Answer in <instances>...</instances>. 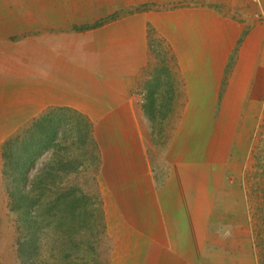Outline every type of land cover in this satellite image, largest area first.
<instances>
[{
	"label": "crops",
	"instance_id": "crops-1",
	"mask_svg": "<svg viewBox=\"0 0 264 264\" xmlns=\"http://www.w3.org/2000/svg\"><path fill=\"white\" fill-rule=\"evenodd\" d=\"M217 1L0 0V264L18 260L2 146L50 107L93 125L117 264H238L254 252L239 234L246 202L227 176L257 121L264 34H245L210 8ZM152 39L173 62L179 115L165 128L161 181L144 108L159 74Z\"/></svg>",
	"mask_w": 264,
	"mask_h": 264
},
{
	"label": "rangeland",
	"instance_id": "rangeland-1",
	"mask_svg": "<svg viewBox=\"0 0 264 264\" xmlns=\"http://www.w3.org/2000/svg\"><path fill=\"white\" fill-rule=\"evenodd\" d=\"M179 3H177L178 5ZM208 6V4H206ZM215 11L223 15L232 16L237 19L240 24L245 25V34L253 30L260 34H264V0H220L216 3L209 5ZM242 36L239 37L235 50L237 51L242 45L240 42ZM264 36H262L263 38ZM151 46L153 50L159 56L157 67L153 72V75L159 73L151 82H147L146 94L150 95V101H153L152 110L147 113V117L150 120L153 144L155 149H152L153 156L157 161V169L155 170V178L161 181L164 177L165 168L159 163V157L162 153V147L165 144L166 132L165 128L170 127L176 122V117L179 118L177 108L174 107L176 93L172 86H170L169 78H166V71L171 70L173 62L170 59V54L166 49V46H162L161 49H154L155 41ZM260 53L264 55V39L263 44L260 46ZM264 65V64H263ZM262 66H259V68ZM229 69L225 73V77L228 75ZM263 73V72H262ZM264 78V73H263ZM262 85V91L259 94V100L254 99V104L258 108L257 121L254 128H252V134L250 140L244 145V149L241 153H238L237 159L235 158L234 168H230L228 171V179H232L231 184L236 191L241 189L244 202H246L247 212L245 217H242V221L247 225L243 229H238L239 234H246V237L251 242L254 252L248 256L245 260L244 256L238 255L236 261L238 264H264V84ZM253 86V84L251 85ZM149 87V89H148ZM147 102V100H146ZM145 102V103H146ZM60 107H50L45 110L42 115L55 112L56 118L61 117L62 120L67 119L61 123L57 135V147L53 151H48L40 157L34 167L28 172L26 188L29 189L33 177L39 174L47 165H56L57 160H62V163L67 165L69 170L66 173H60L57 184L61 187L77 186L83 189L85 193L89 195V213L92 209H96L97 224H94L92 219H89L87 225L89 239L92 234L94 241L96 240V249L92 251L90 246L86 243H94L93 239L89 242L81 240V235H84L82 231L80 237L73 232V228H62L60 232H50L43 237V244L41 246V255L39 257L38 264H117V257L115 250H112L108 232L107 211L104 201V187L101 181V154L95 140L91 141V138L87 143H83L86 132L93 131V125L88 123L87 120L81 114L72 110L73 112L62 111L58 112ZM42 115H39L41 117ZM151 116V117H149ZM37 117V118H39ZM35 118V119H37ZM22 127L11 137L17 134L23 135L25 130L28 129L33 121ZM66 123V125H64ZM90 128V129H89ZM82 135V136H81ZM68 138L66 139V137ZM92 139H94L92 133ZM8 140V139H7ZM247 147V149H246ZM239 158V159H238ZM4 163V162H3ZM4 169V165H3ZM3 173V171H2ZM4 186L7 197V208L9 211V220L12 228L15 230V247L17 242V227L20 224V218L17 213L9 209V197L7 186L9 180L5 175ZM234 191V193H235ZM236 212H240L242 207L233 208ZM234 214V211L231 210ZM247 216V217H246ZM248 226V227H247ZM61 234V235H60ZM80 239V240H79ZM16 250V249H15ZM246 253L245 255H247ZM69 256V257H68ZM250 257H253L250 259ZM16 264H20L17 260Z\"/></svg>",
	"mask_w": 264,
	"mask_h": 264
},
{
	"label": "trees",
	"instance_id": "trees-1",
	"mask_svg": "<svg viewBox=\"0 0 264 264\" xmlns=\"http://www.w3.org/2000/svg\"><path fill=\"white\" fill-rule=\"evenodd\" d=\"M103 22L98 21L93 25H84L77 29L96 28ZM146 99L144 108L147 113H150L153 101H150V95ZM62 111L73 112L69 108H62L58 112ZM56 115L55 112L50 111L35 119L23 135L17 134L9 138L2 146L3 175L9 180L7 186L9 209L17 213L20 218V224L17 227L19 236L17 235L16 242V253L20 264H38L37 261L40 260L42 253L40 250L43 237L46 234L61 233L62 228L67 230L73 228V232L78 237L82 231L84 232L81 240L86 243V240L89 242L94 235L88 238L89 219L95 220L93 223L97 224L95 207L89 213V195L80 187H61L57 184L59 174L69 171L61 159L57 160L56 165L44 167L33 177L29 189L26 188L28 172L34 167L36 161L58 146L57 135L63 123H61V117L56 118ZM91 135L90 130L86 132L82 142L87 143L89 140L87 136L94 141ZM93 242L86 244L95 251L96 240L93 239Z\"/></svg>",
	"mask_w": 264,
	"mask_h": 264
}]
</instances>
